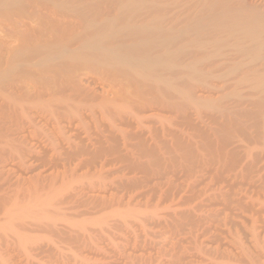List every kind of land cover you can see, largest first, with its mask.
<instances>
[{"label": "bare ground", "instance_id": "obj_1", "mask_svg": "<svg viewBox=\"0 0 264 264\" xmlns=\"http://www.w3.org/2000/svg\"><path fill=\"white\" fill-rule=\"evenodd\" d=\"M19 1L20 0H8V3L15 4ZM50 2H52V4L54 5H65L68 7V9H70V11L72 10L74 13L77 14L78 17L74 22L68 23V25L64 23L66 26L63 24L65 27H67L66 30L69 31V34L71 35L69 36V34H67L68 39L67 40L63 39V41L59 40L60 38H58L63 35L62 33H60L62 35L59 36V32H57L58 37L56 38L53 36L54 34L52 32L54 31L52 30H55V29L59 30V26L61 28L64 27L62 25L63 21L62 19H58L60 16L57 13L54 14V16H51L53 15L51 14L50 17H47L46 14L45 15L42 14L41 12L42 11L41 9H43L42 5L41 6L34 5L32 7L33 11H31L32 13L30 14L29 13L26 14L27 13L26 11H24V14H23V11H21L22 12L20 14L21 16L20 15L18 16L22 18H24L23 15H25L26 17H30V18L35 17V18H38L37 20L40 22L45 21L43 24L44 25L47 24L49 26H47L48 28L46 27L47 28L46 29L44 25H42V23L36 22L37 24L36 23L35 24L37 27L36 26L34 27V25L33 27L32 26L30 27L28 25L26 26L25 29H22L23 30L21 31V33H23L22 38L26 37L27 42L28 40L31 41V43L32 41L33 42L35 41V42L33 43L34 45L32 49L33 52L27 56H20L19 60L23 62H28L31 64V66H34V67L38 65H45V64L58 62V64L62 66L56 64L58 66L57 69L56 68H54L55 70L51 69L52 71L50 70V68L46 69L48 71L50 70L52 73L54 72L56 75L57 73L64 72L65 70H66L65 71L66 73L67 71L69 72L73 71L72 73L74 74L75 72L78 73L77 69L76 71H74L75 70L74 68L77 67L74 65H78L77 62L79 60L82 61L83 59L84 60L85 59L98 60L100 61L101 64L109 68L110 67L113 68L116 71L115 72L113 70V72H115V74L117 75H114L113 72L111 73L112 74L111 77L112 76L114 77V79L110 77L111 80H113L112 84L115 83L116 81L117 83H115V85L122 82L121 85H123V87L120 84H118L117 85L119 88L117 89L118 93L117 91L114 93L115 94L114 99L112 98L111 100L107 99V101L100 103V107L104 109L102 113L103 112L106 113V115H108L109 117L111 116L113 117V115H115L113 118L111 117L112 120H108L110 118L106 116L105 114H103L107 117V123H109L108 121L114 122L115 125L117 123V126L120 123L123 124V125L120 124L121 127L118 126L117 128V126L116 127L113 126L114 124L109 123L110 125L112 124V126L108 127L110 128V130L111 129L115 130L116 128L117 130L119 128L122 130V126L127 125L128 127H130L129 129H132V131L134 128H136V131L132 132L131 130H129L130 132L126 133L125 131L126 126H125L123 127V130H124L122 131L123 133L121 132V130L120 131L119 130L109 131V129L107 128L108 131L110 132L109 134H107L108 132L106 131L105 132L106 135H104L103 131H100L98 129L99 130L98 132V130L96 129L98 132L97 133L95 131L97 136H95L92 133V136L93 135L95 136V137L93 136L94 138H91L92 136H90L91 135L90 132H89L90 135L88 134L90 137L87 138L88 135L86 133L87 136L85 135L86 136V138L84 137L85 139H82L80 137V134H76V137L79 136V139L75 138V136L72 137L75 134H73L72 136L69 135L71 137L69 136L66 137L63 134H66V132L68 134V130L64 131L65 128H62L63 118L62 120H59L61 122L60 124V122L57 120V117H56L54 118V122H55V125L58 124V126L55 127L56 129L53 130V131L56 130L55 132L51 131V133L53 132V135L52 134L50 135V133L47 135H45L44 133H40L38 135L36 128H32L30 130H25L24 128L21 131L10 129L11 131L9 130L10 131L9 134L1 133L0 142L2 144L3 142H7V145H9V148L5 147L6 146L5 143H4L5 146L0 148V192H2V189L5 188V185H7L8 182L11 181V179H13V176L11 178V174H14L13 172L16 167H19L20 173L22 172L21 170H23L22 168L24 167L26 171L32 170V172L34 170H37V171L39 170V168H36L38 165L41 167V169L44 168L43 171L39 170L37 174H35V171H34L35 175L33 176L29 175V177L27 176L28 178L26 179L22 178V177H25V174H26V172L24 173L25 170H23L21 174L24 173V176L20 175L22 177L17 178L19 183L22 184L19 187L20 189L18 188L12 191L11 190L12 188H11L9 190L12 192H10L9 190L8 192H6L5 191L6 188H5V190H3V193H0V209H3V208L4 210L6 209L5 210L7 212L6 215L11 216L10 218H8L10 220L8 219L6 220L10 221L7 223L12 224L13 227L16 228V230L14 229V232L17 234L16 236L19 235L22 237L24 236L23 234H25L24 232H29L28 230H30L32 233H36V231L37 233H39V231H42V232L47 231V232L54 233V234L57 233L58 236L59 234L66 235L67 233H68L67 236L70 235V237L82 235L80 234L78 230L77 232L76 229L75 230L70 229L71 230L70 232H65V228L63 229L62 227L60 229L59 226H57L59 225L58 222L56 223L55 220H52L54 218L51 219L50 216L53 215L54 217L58 215L59 217V215L60 216L64 215L65 217L67 215L66 217L70 216V218L73 217L77 219L79 217L83 218V216L85 215L87 216L88 214H90L88 216L93 217V215H96V214H93L94 211L97 212L98 210L97 214L100 213L103 215L104 211L102 210L104 209L106 210L107 208L113 209L114 204H115V207H117L116 210L118 211L120 210V208L117 205L119 204L121 206V203L122 202L124 203V200H126L125 198L126 196H124L125 194L119 196L120 187L117 186L118 188H115V185L116 184L119 185V183L122 184L123 181L122 183L118 181L119 183H116V184H114L112 181H111L112 183L110 181L108 182L110 184L104 182L108 186H110L109 187L110 189H109L106 187L107 186L106 184L104 185L103 183L104 180L102 178V175L104 174L105 171L106 173H108L112 169V168L108 169L111 166V164L113 163L115 164L116 162H118V160L116 159L117 157L122 156L121 157L122 159L126 157V156L123 157V155H121L120 153L117 156L118 150L120 152V149H121L120 145L123 144L119 142V138L121 141L120 136L123 137L122 142H124V144L121 146H123L125 149L126 148L129 149V147L131 146V142H133V146L130 147L131 149H133L135 145L142 147L141 149H144L143 144L145 143H143L142 141L144 135L146 133H149V136L151 137V139L157 142V138L159 136L158 133L160 132V129H161L160 127H159L160 129L155 127V123H154V126H148V124H150L151 122H156V121L159 123L167 122L165 124L168 125V122L171 123L175 120L177 122V118L179 120V117H180V120L189 119L190 121L191 119L190 116H192L193 114H196V116L200 115L199 118L201 120L203 119L201 118V115L205 114V116L209 115V118H211L210 121H212V123L219 122L220 127L218 126V129L217 127L216 129H214L213 127L212 133H214V139H210V140H214L215 145L211 141L212 144L211 145L209 144L208 146H206L207 148L211 146V149L210 148L208 149L209 158L204 156L206 159L207 158L208 159L206 160L204 158L201 164L203 165L201 166L202 169L203 167H205L207 170L206 173L210 175V178H209L210 181L209 180L208 182L206 181L207 182L206 184L208 185L206 188L204 187L203 190L201 188L200 190H197L196 188L197 186L196 184L199 185V182L201 184V181L198 180L201 178V176L200 178L199 177L197 178L199 182L195 180L198 183L194 181L196 186L193 184L197 192L198 191L201 192V194H197V196L198 197L199 195L204 196V200L202 199L201 203L199 201L200 204L197 205L194 202L197 205L196 206L197 210H200L204 207L206 208V210L204 209L205 211L203 210V213H200V215H198L200 224L202 222L204 223L206 222L205 225H208L206 229H204L203 227L202 231L205 230L204 232L207 233V235L208 233H210L209 234L210 236L208 235L209 238L206 241L202 239L204 236L201 237L202 241H204L202 242V245L205 248V252H206V255L204 253V258L205 257L209 258L208 259L209 262H207L208 264H264V0H114V6L113 5L112 7L110 6L111 11L108 10V13L106 11V13H102V14H99V8H100V5L104 2L103 0H50ZM27 7L28 6L24 8H27ZM40 26H43L46 29L45 31H47V33L43 32L45 35L44 34L41 35L42 31L40 30L42 29ZM37 30L40 31L41 33H37ZM63 30L65 29H62V31ZM35 32L37 35L34 34ZM26 38L24 39V42ZM56 39H58V41ZM27 42H25V44ZM16 51L17 50H9L8 54L12 56ZM2 55H4V53H2ZM78 63H79V67L83 66V64L80 65V61ZM81 67L79 68L80 69L79 71H81ZM48 71L47 73L50 72ZM83 72L85 71L83 70ZM72 73L67 74V75H71L73 77L74 75ZM76 74H75V77L77 76ZM78 75H82V74H80L79 72ZM107 75H110V74H107ZM58 77H60V75ZM67 77H64V79ZM69 77L67 79H69ZM101 77L103 76L101 75ZM79 78L81 79L80 76ZM105 78H106V75H105ZM110 78L108 77V79H106V82H109L108 80H110ZM53 80H54V77H53ZM69 80H73V79H69ZM52 84H55V83L53 82ZM59 84L60 83H58V85ZM61 85H62V82H61ZM64 85L66 86V84ZM119 85L121 86L123 92L127 91V90H124V88L125 89L127 88L128 91L130 90V88L134 89L135 87V89L134 90L132 89L131 91H129V94H128L129 96L126 95L127 97L124 95L125 93L122 92L123 96L125 97L123 98L121 95V90H120ZM65 86L61 87L63 89L59 88V90L61 89L62 91L56 90L57 89L56 84H55L56 89L54 88V86L49 87V88L45 87V89H48V91L50 92L52 90H49V89L53 88L55 90L54 92H50L51 95L53 93H54V96L58 95L55 93V91H57L58 93L63 92V93H60V95L64 96V92L66 90L67 92L69 91L72 92L73 90V89H70L72 88L71 86L67 85L69 89L66 88ZM64 87L66 88V90L64 89ZM32 92L34 93V95L32 94ZM45 92H47V90H44V92L37 93V92H34L32 87H30L27 92L28 97L24 100V103L30 105L33 103L42 102L46 94ZM87 94H85L86 98L85 99L83 98L84 100H86L87 97L91 99V97ZM118 95L121 97L120 99L122 100V101L120 100L119 103L121 102L122 104L126 105L124 108H122L124 110L120 109L118 102L115 101L116 98L117 99L119 98L117 97ZM3 97L6 98L5 96ZM81 97H84V95ZM89 98L86 101L81 99V102L84 101L83 102L84 104L82 103V105L90 109L91 111L92 107L89 108L91 105L86 104V102H89L90 100ZM67 100L63 101V98H62V101H63L62 102L60 101V99H58V102L59 103L61 102L62 104L58 103L57 105H63L61 106V107H64L62 108L63 110L70 111V109L75 104L73 101H76V100H74L71 96H68ZM90 101L92 102V100ZM59 107L60 106H57L56 108L59 110L61 108ZM114 110L115 111L117 110V112L114 113ZM121 110L122 112L119 113ZM91 112L93 113V110ZM162 114H165V115H162ZM193 117L194 115L192 116V119H194ZM33 120H34V117L29 118L30 122H33ZM197 120L198 119H196V121ZM116 121H119V123ZM70 122L66 124L68 125V127H69V124L71 126ZM186 122L189 123L188 120H186ZM161 123H160V125H162L161 135H163L164 137L166 133L167 135L170 136V134H168L167 132L171 131V129H168V130L165 129V127H163L164 125ZM177 124L175 123V125ZM183 124L185 125V123ZM194 124L192 123V126ZM197 124H198V121H197ZM206 124H208V122ZM59 125L61 126L59 127ZM192 126H190L191 129L194 128ZM168 127H170V124L168 125ZM185 127L187 126L185 125ZM209 128L212 129V127H209ZM203 130H200V131H203ZM176 131L174 132L175 134H176ZM197 131L195 130V132ZM18 132H21V133H18ZM100 132H102L103 134H100ZM115 132L116 133L118 132V134L120 132L121 135L119 136L117 134L118 135L117 136ZM14 133H15V136H17V134L19 136L13 139L12 137ZM174 133L173 135L171 133L172 137L174 136L175 138H177L178 135L176 134L177 136L176 137ZM184 133H186L187 135V132H184ZM55 134L56 136L58 134H61L60 136L62 137H60L59 135H58L59 137L58 136L56 137ZM208 134H209V131H208ZM167 135L166 137L168 139ZM186 135L185 137H187ZM210 136H213V135H210ZM43 138L46 139L47 141L44 140ZM160 139L162 140V138ZM180 139L182 138L180 137L179 140ZM41 140H44L46 142V144L43 145L46 147V148L44 147L45 149L43 148L44 151L41 150L40 148L42 146H39L41 145L40 144ZM126 140L130 141L128 142V144L130 143V146L128 145V147L126 145L127 143ZM133 140L134 141L136 140L137 143L134 142ZM200 140L206 141L205 137L203 138V140L202 138H200ZM173 141L174 140L172 139V142ZM43 142L42 144L45 143ZM194 142L196 141L194 140ZM1 143H0V147H1ZM118 143H120V145H118ZM160 143L162 144V142ZM173 143L174 145H176L175 143H178V142H173ZM179 143L181 145V143L183 142L180 141ZM200 143L202 144V146L204 145L202 142ZM200 143L198 142L195 144H200ZM33 145L37 147L39 146L40 149L36 150L37 148L35 149ZM47 147H50V150L53 152L50 153ZM136 148L140 149L138 147ZM178 148L180 149V147ZM178 148L176 150H178ZM137 149L135 151H137ZM197 150H198V147H197ZM37 151H39L38 152L39 154H36ZM167 151L170 152V150H167ZM192 151L194 153V150ZM206 151L207 150H205L204 152ZM169 152L167 153L169 154ZM189 152L191 153V151ZM48 153H50L52 156L48 155ZM122 153L124 154V152ZM129 153L132 154V151L130 152L129 150ZM162 153H165V152H162ZM199 153H202V152H199ZM53 154L55 158L54 160H50L52 159L50 157H53ZM114 154L117 157L114 158ZM172 154L174 155V152ZM85 155L86 156L88 155V157L90 155V159L86 160ZM98 155L99 156L101 155L102 157H104L105 155L108 157L110 155L111 157H113L114 160L115 159L117 160L116 162H114V160L112 159L113 162L110 163L111 157H110V160L109 159L106 160L107 158L101 159L103 164L102 163L100 164L102 166H105L104 164L109 166V167H102L100 165V170H101L100 174L103 172L101 176L98 173L99 170L95 171L97 169V167H95L96 169H94L95 164L93 166L91 162L89 163V160H91L92 163L94 161L96 162V158ZM91 156L94 157V161ZM157 156L159 157V155ZM82 157H84L85 159H83ZM195 157L196 156H194L193 159H195ZM202 157H200V159H202ZM7 158L10 161L13 160L14 162L15 160H18V163H16V165H13V167L15 166L14 169L9 165V167L13 169L12 173H11V169L8 168ZM186 158L187 157H185V159ZM188 158L186 160L187 162L185 163L190 164V162L188 161L189 160L191 161L192 157L191 158L188 157ZM197 158L199 159V157ZM48 159H49V162H48ZM62 159L65 160L64 162L66 161L67 162L63 163ZM141 159L142 158L140 157L139 161H142L144 158L142 160ZM159 159H161V157ZM185 159H183V161H185ZM27 160L29 163H30V160L31 161L34 160L35 161L34 164H36L37 162V166L34 165L33 167L32 166L33 163L27 166L28 165L26 163ZM55 160L62 161V163L58 161V164L59 163L62 164L61 166H63V164L69 165L68 169L70 170H68L66 166H64L63 168L61 167L62 170H59L60 169L59 165L57 167L56 165L57 163L56 164L54 163ZM76 160L78 161V164L76 163L77 165L70 166V163L73 164L74 161L77 162ZM104 160H106V163ZM82 161H84L85 163H83ZM108 161L110 164H107ZM119 162L121 161L119 160ZM177 162L179 163L180 161H177ZM82 163L85 165L88 164L89 166L91 164L92 167L91 166L90 167L93 168V171L96 172V173L92 172L94 174L93 175L94 177H92L91 173L89 175L88 174L89 171L86 170V172L88 171L87 174L89 175V177L90 178L92 177L94 179V181H92V178H91V180L88 181V184H85L84 182V188L86 189L84 188L82 189L83 186L82 187L76 186V183H75V181H78V180L81 181V178L84 175H85L84 177L86 178L85 171H82L83 173L82 172L78 173V171H80L83 168ZM151 164H154L153 161ZM139 165L142 166V164H139ZM72 166L74 167L73 169H71ZM145 166H147V164H145ZM169 167L171 168V166ZM46 168L49 169L48 171L50 172H48ZM54 168H59L58 169L59 171L54 170ZM103 168H105L106 170L104 169L105 170L104 171ZM16 169L18 170V168ZM152 169L154 171V168ZM158 169L156 171H159ZM204 169L202 170V172L204 171ZM162 170L163 169H161V172ZM170 171L171 170H169V172ZM186 171L191 172L190 168H188ZM205 171H204V175L206 177L207 175L205 174ZM196 172H199L197 168H196ZM191 174L192 176L195 175L193 174V172H191ZM199 174L201 175V173ZM80 175H81V178H80ZM95 175L96 177L99 175L98 179L102 178L100 179L102 181H100V183H96L97 185L93 187L92 184L90 185L89 183L94 182L95 184L96 181H99L95 177ZM111 175H112V172H111ZM184 175L187 176L188 173ZM75 178H77L78 180H76ZM189 178L191 179V177ZM202 179L203 178H201V180ZM15 181L17 182V180ZM20 181L23 183H21ZM72 181L74 182L76 187L69 186ZM137 181L138 180H136V182ZM175 181H179V180H175ZM101 182L103 183L104 187L103 185H100ZM166 182L169 183V181H166ZM185 182L186 181L182 183H185ZM133 183L131 182L129 184L132 185ZM111 184H113L112 186L114 187H112ZM129 184L128 185L126 184V185L130 186ZM138 184L140 183L138 182ZM157 184L159 185V183ZM88 185L92 187L89 188ZM122 185H120L121 188H122ZM68 186L70 187V190H68ZM152 186H154V189L157 187L156 185H152ZM77 187L79 188L81 187V189H77ZM111 187L113 189H111ZM132 187L133 186H131V189ZM128 188L130 189V187ZM128 188H125V185H124V189L127 190ZM175 188L176 190L178 189V187H175ZM66 189L68 191H66ZM124 189H121V190H124ZM169 189L172 190L173 187H169ZM169 189H168V193H169ZM139 190L137 191L134 189V191H137V192H139ZM190 190L188 191L190 192ZM128 191L129 190H127V192ZM148 192L150 191L148 190ZM166 192L167 191L165 190V195L167 196ZM129 193L132 194L131 192ZM157 193L158 192H156V194ZM171 193L169 195H171ZM192 193H195V192H191V195ZM151 194H152V191H151ZM185 194L186 192H184V195ZM133 196L135 197V195ZM166 196L164 198H166ZM171 197H169V199ZM192 197L193 195L191 196V198ZM128 198H129L128 200L129 202L127 201V203L131 204L130 202L134 200H132V196ZM160 198L162 197L160 196ZM161 200L163 201V199H160V201ZM147 201H146L147 203H150L151 199H150V202L149 200ZM182 201L184 200L182 199ZM166 202L168 203V199ZM166 202H163V204ZM136 203L138 205L137 201ZM170 203L175 204V200L174 202L170 201L168 204ZM132 204L129 205L128 207L132 206ZM126 205L127 204H124V206ZM192 207H188V208L190 209ZM177 208L174 209V206H173L171 210L174 209L172 210V212L175 213L176 216L178 215L179 217L180 215L181 217L182 216L181 212L177 214L179 212V208L178 209ZM5 211H3V213ZM173 213H172V216H173ZM182 213H185V212H182ZM187 213L188 212H186V216H187ZM100 214L98 215L101 216L102 218L105 216V214L104 216ZM191 214H193L194 216V213H191ZM184 215L182 216L183 218H184ZM164 217L166 216H163V218ZM191 218L192 217L188 219H191ZM97 219H100V217H98ZM181 219H180V222H181ZM176 221H174V223ZM4 222H5V219H4ZM180 222L178 220V222L176 223L180 224ZM78 224L80 223L78 222ZM183 225L184 224H182V226ZM72 227H75V226L72 225ZM81 228H83V226ZM195 229L193 231H195ZM31 232H29V234H31ZM198 233L200 234V232ZM191 234H193V232ZM197 234L195 233L196 235L195 237H197ZM62 235H60V237H62ZM200 235L198 236L200 237ZM195 239H194V242L198 240V242H195L196 243L195 247H197L199 246V244L197 245V243H200L201 241L199 242V239L197 240ZM190 240H192V238H190ZM182 243L185 245L187 244L184 242ZM188 244H190V242H188ZM197 248H200V247H197ZM190 249H191V246H190ZM179 250H180V245H179ZM185 250L188 251L187 248ZM200 250L201 251H199V253L202 252V255H203L204 249H200ZM190 251L191 250H189V252ZM180 253H183V252H180ZM188 254L190 256L191 253H188ZM192 254H193V251H192ZM177 255H178V252H177ZM180 256L178 257V259L181 258ZM200 256H198V258ZM182 257L185 259L184 256ZM200 258L201 260L204 259L203 256ZM181 261H180V264H181ZM198 261L199 260L197 259V261L195 262L199 263ZM172 262L174 264L175 261H172ZM176 262H178V260ZM169 264L171 263L169 262Z\"/></svg>", "mask_w": 264, "mask_h": 264}, {"label": "rangeland", "instance_id": "obj_2", "mask_svg": "<svg viewBox=\"0 0 264 264\" xmlns=\"http://www.w3.org/2000/svg\"><path fill=\"white\" fill-rule=\"evenodd\" d=\"M103 1L104 2L100 5V8H99V14L106 13V11L108 13V10L111 11L110 6L111 7H112V5L114 6V0H103ZM34 5H36V6H38V5L41 6L42 5L43 9H41L42 10L41 12L44 15L46 14L47 17H50L51 14H53L51 16H54V14L57 13L60 16L58 19H62V21H63L62 25L64 23L68 25V23L74 22L77 19V17H78L77 14L74 13L72 10H71L72 11L71 12L70 9H68L67 6H65V5H54V4H52V2H50V0H20L19 2L15 3V4L8 3V0L0 1V54H1L0 55V131H1L0 134L1 133L9 134L10 131H11L10 129L21 131L24 128H25V130H30L32 128H36L38 135L40 133H44L45 135L50 133V135L51 134L53 135V132L56 131V130L55 131H53V130L56 129L55 127L58 126V124L55 125V122H54V118H56V117H57L58 121L62 120V118H63V121H62V126L63 127L62 128H65L64 131L68 130V134H67V132H66V134H63V133H61V134L65 135L66 137L69 136V135L72 136L73 134H75L72 137L75 136V138L79 139V136L76 137V134H80V137L82 139H85L86 136L89 134V132L91 134V135L89 134L90 136H92V133L95 136H97L95 131L97 132L98 129L100 131H103L104 135H106L105 134L106 131L108 132L107 134H109L110 133L109 131L114 130V129L110 130V128H108V127L112 126V124H114V122L108 121L109 123H112L111 125L109 123H107V117L106 116H108V115H106V113H104V112L102 113V111L104 109H102L100 107V103L104 102V101H107V99L108 100L109 99L111 100V98L114 99V96H115L114 93L116 91L118 93L117 89H119L117 85L118 84L121 85V83H122V82H120L117 85H115V83H117V81L115 80L116 82L114 81L115 83L112 84L113 80H111V78L114 79L113 76L111 77V75H112L111 73L114 70L113 68L110 67L111 68L110 69L109 67L101 64L100 61H98V60H94V59H85L84 60L83 59L82 61L79 60L80 61V65L83 64L82 67L80 66L81 67V71H79L80 70L79 69L80 68L79 67V63H78L79 61L77 62L78 65H74V66L78 67V68L77 67L74 68L75 69L74 71H76V69H77L78 73L80 72V74H82V75H78V73L75 72V74L77 73L76 75L78 76V77L77 76L75 77V74L72 73L73 71L72 72L67 71V73H66L65 72L66 70H65L64 72L57 73V75L54 72L52 73L51 71L55 70L54 68L57 69V67H58L57 65H60V64H58V62L45 64V65H38V66L34 67V66H31V64L28 63V62H23V61L19 60L20 56H27V55H29V54H31L33 52V50H32L33 46H34L33 43L35 42V41L34 42L32 41V43H31V41L28 40V42L31 43V44H29L27 42V38L26 37L22 38V34H23V33H21V31H23L22 29H25L26 26H28V25L30 27L31 26L33 27V25H34V27H35L37 23H42V25H44L43 23L45 22V21L44 22L43 21L40 22V21L37 20L38 18H35V17L34 18L33 17L30 18V17H26L25 15H23L24 18L20 17L21 16L20 14L22 13L21 11H23V14H24V11L27 12V13L25 12L26 14L32 13L31 11H33L32 7ZM26 6H28V7L24 8ZM44 7H46V8H44ZM30 8H31V10H30ZM18 15H20V16H18ZM47 26H49V25H47V24L44 25L45 28ZM65 26L62 27V28L59 26V30L58 29L52 30V31L55 32V33L52 32L54 34V35L53 34L52 35L56 38V37H58L57 32H59V36L63 34L61 37H58V38H60L59 40H61V41H63V39L67 40L68 39L67 38L68 37L67 34H69V31L66 30L67 27H65ZM40 27L42 29V30H40V31H42L41 35L44 34L43 32L47 33V31H45V30L48 27L46 29L43 26H40ZM13 29H15V30H13ZM62 29H65L68 33L65 30L62 31ZM18 30H20V31H18ZM40 31L37 30V33H41ZM64 32H65V34H64ZM60 33H62V34H60ZM34 34L37 35L36 32ZM30 35H29V37H30ZM70 35L71 34H69V36ZM25 38H26L25 42H27L28 44L27 43L25 44V42H24ZM56 40L58 41V39H56ZM9 50H17V51L11 56L10 54H8ZM1 51H2V53H4V55H2ZM60 66H62V65H60ZM48 68H50V70L51 69L52 70L51 71L49 70L50 71L49 72L48 70H46ZM83 70L85 72H83ZM110 70H111V72H110ZM47 71L49 73H47ZM115 72H113V74L117 75V74H115ZM61 73H62V75H61ZM71 73L74 75L73 77L71 75H67V74H71ZM102 73H104V74H102ZM107 74H110V75H107ZM59 75H60V77H58ZM101 75L103 77H101ZM105 75H106V78H105ZM52 76L54 77V80H53ZM67 76L68 77L71 76V77H69V79H73V80L67 79L68 78ZM79 76L81 77V79L79 78ZM55 77L57 78V80H56ZM64 77H67V78L64 79ZM108 77L109 78L111 77L110 78L111 81L108 80L111 83L106 82V79H108ZM102 78H103L104 81L102 80ZM52 81L56 84V88L57 89L55 88V84H52L53 83ZM55 81H57V82H55ZM61 82H62V85H61ZM58 83H60V84L58 85ZM51 84L54 86V88L57 91H62L61 89H63V88H61V87L65 86L64 84H66V86H65L66 88H68V86H71L72 88H70V89H73V90H72V92H70L69 90H68L69 92H67L66 88L64 87V89L66 90V91L64 90L65 91L64 92V96L60 95V93H63V92H59L58 93L57 91H55V93L58 94V95L54 96V93L51 95L50 92H54L55 89L50 88L49 90H52L50 92L48 91V89H45V87H47V88L53 87ZM111 85H113V86H111ZM120 85H119V87H120V90H121V95H122L123 98H125L123 96V94H122L123 91H122V88H121V86L123 87V85H121V86ZM30 87H32L34 92H37V93L38 92H44V90H47L48 93L45 92L46 94H45L42 102H37V103L30 104V105L24 103V100L28 97V93L27 92H28ZM59 88H61V89L59 90ZM26 89H28V90H26ZM132 89L133 88H130L129 91H131ZM134 89H135V87H134ZM124 90L128 91L127 88L126 89L124 88ZM127 91L123 92V93H125L124 94L125 96L126 95L129 96L128 95L129 91H128V93H127ZM32 94L34 95L33 92H32ZM85 94H87V95H89L91 97V99L89 97H87L86 100H88V98H89L90 100H92V102L89 100V102H91V103L86 102V104L87 105H89V104L91 105L89 108L92 107L93 113L91 112L92 110L90 111V109H88V108H86V107H84L82 105V103L84 101H86V100H84L86 98ZM83 95H84V97H81ZM3 96H5L6 98H4ZM68 96H71L74 100H76V101H73L75 103V104L73 103L75 107L73 106L70 109V111L69 110L65 111V110L62 109L64 107H61L63 105H57V104L59 103L58 99H60V101H62V98H63V101H65V100L68 99ZM117 97H119V98L118 99L116 98L115 101L118 102V104L120 106L119 108L120 109L124 108L126 105L122 104L121 102L119 103V101L121 100L120 99L121 97L119 95ZM81 99H83L84 101L81 102ZM59 104H62V103L60 102ZM56 105L60 106L61 108L60 107L59 108L62 109V110H60V109L58 110L56 108L57 107ZM122 110H124V109H122ZM122 110L120 112L119 111L118 112L121 113ZM116 112H117V110L116 111L114 110V113H116ZM103 114H105L106 116L103 115ZM111 115H113V114H111ZM162 115H165V114H162ZM193 115H194V117H193L194 119H192ZM193 115L190 116L192 120L190 119V121H189V119H186L191 124L187 123L185 119H181V120H183V121H181L180 117H179V120L177 118V122H176V120L173 121L174 123L173 122H171V123L168 122V125L170 124V127H168V125L165 124L167 122H164V123L160 122L161 124L164 125L163 127H165V129H167V130L171 129V131L167 132L168 134H170V136L167 135L166 133H165L164 137H163V135H161L162 134V132H161L162 131V127H161L162 125H160L159 122L156 121L157 123L156 122H151L150 124H148V126H154V123H155V127H157V128L160 127L161 129L159 128L160 132L158 133L159 136L157 138V142H155V141H153L151 139V137L149 136V133H146L145 134L146 136L144 135V137L142 139L143 143H145V144H143L144 145V147H143L144 149H141L142 147H139V146L135 145L137 143L136 140L135 141L133 140L134 142H136L134 145L136 147L140 148V149H137L135 146H134V148L132 147L133 149H131L130 147L133 146V142H131V146H130V143L128 144V142H130V141H127V140H126V142H127L126 145H127V147H128V145L130 147H129V149L128 148L125 149L123 146H121V145L124 144V142H122L123 141V139H122L123 137L120 136L121 135L120 132H119V134H118V132L117 133L115 132L116 135L118 134L121 137V141H120V138H119V142L123 143L121 145H120V143H118V145H120L121 149H120V152L118 150L117 156L120 153L121 155H123V157L126 156L125 157L126 159L125 158L122 159L121 158L122 156L121 157L120 156L117 157L114 154V158L117 157L116 159L118 160V162H116L117 160L116 159L114 160L113 157H111L110 155L108 156L109 157L108 158L106 155H105L106 157L105 156L102 157L101 155H103V154H101L100 155L101 157L99 155L97 156L96 162H95L94 161V157L91 156L95 163L94 162L92 163L91 160H89V163L91 162V164L93 166L95 164L94 169H96L95 167H97V169L95 171L99 170L98 171L99 174H100V171H101L100 170V165H101L100 163L103 164L101 159H104V158L106 159L107 158L106 160H108V159L110 160V157H111V160L113 159L114 162H116L115 164L114 163L111 164L112 167L111 166L109 167L106 164H104L105 166L101 165L102 167H109L108 169L112 168L108 172L109 174L106 173V171H105L106 169L103 168V170L105 169L104 170L105 171L104 174H103V172L101 173V174H103L102 175V178L104 180L103 183L104 182L108 183L109 181L110 182L112 181L114 184H116V183H119V182L122 183V181H123V183H124V184L122 183L123 185L120 184V183H119V185L116 184L115 188H118L117 186L120 187L119 188L120 189L119 196L125 194L124 196H126L125 197L126 200H124V203L123 202L121 203V206L123 204L122 207L119 204L117 205L120 208L119 211L116 210L117 207H115V204H114L113 209H108L107 208L108 211H107V209L106 210L105 209L102 210V211H104L105 216H104V214L102 215V214L98 213V214L104 216L103 218L97 214L98 210H97V212L93 210L94 211L93 214H96V215H93L90 212L93 215V217L92 216L89 217L88 215H90V214H88L87 216L85 215L87 218L85 216H83V218L82 217L81 218L79 217L80 219L77 218L78 220L76 218H73V217H72L73 218L72 219V218H70V216L66 217L67 215L65 217H64V215H61V216L59 215V217H58V215H56L54 217H53V215L50 216L51 219L54 218L52 220H55L56 223L58 222L59 225H57V226H59L60 229L62 227H63V229L65 228V232H70L73 229L74 230L76 229V231L78 230L80 232V234H82V235H78L79 237L78 236L70 237V235L67 236L68 233L67 234L65 233L66 235L59 234V236L56 233L57 234V236H56V234L50 233V232H47V231H45V232L39 231V233H37V231H36V233H32L30 230H28V231L31 232V234H29V232H24L25 234H23V235L24 236L26 235L25 237L24 236L21 237L19 235H18L19 236L18 237V236H16L17 234L14 232V229L16 230V228H14L12 224L7 223V222H10V221H8V220H10L8 218H10L11 216L10 215H6L7 214V212L5 211L6 209L5 210H4V208L0 209V264H169V262L171 264H173L172 261H175L174 264H180L181 260H182L181 264L182 263L183 264H188V263L189 264H193V263H195V264H205V263L209 262L208 261V259H209L208 257H205L206 259L204 258V253L206 255V252H205V248L202 245V242H204V241H202V239H204L206 241L209 238L208 235L210 233H208V235H207V233L204 232L205 231L204 229H206V227L208 225H205L206 222L205 223L202 222L204 224H202V223L200 224V221L198 219V215H200V213H203V210L204 209L206 210V208L204 207V208H202L200 210H197L196 206L202 202V199L204 200V196L203 195H199V197L197 196V194H201V192H199V191L197 192V190H200V188L203 190L204 187L206 188L207 185H208L206 183L208 182V180L210 181V179H209L210 175L208 173H206L207 170H206L205 167H203V169L205 168L204 171L206 170L205 174L207 175L206 177H208V178L205 177L204 171L202 172L203 169H202L201 166H203V165H201V164H202V160H204L205 157L209 158L208 149L209 148L211 149V146L208 147V148L206 146H208L209 144L211 145L212 144L211 141L213 142V144L215 143L214 140H210V139H214V133H212V130H213V127H214V129H216V127L218 129V126L220 125V123L219 122H216V123L213 122L214 123V125H213L212 121H210L211 118H209V115L205 116V114H202L201 118H203V119H201V120L199 118L200 115H198V116H196V114H193ZM114 116L115 115H113V117ZM31 117H34L33 122L29 121V118H31ZM111 117H109L110 119H108V120H112L113 117L112 118ZM196 119H198L197 120L198 124H197ZM68 122L71 123V126L69 124V127H68V125H66V124H68ZM116 122L119 123V121H116ZM181 122H182V124H181ZM207 122H208V124H206ZM210 122H211V124H210ZM175 123L176 124L178 123V124L175 125ZM183 123H185V125L187 127H185V125ZM192 123L193 124L195 123V124L192 126ZM60 124H61V122H60ZM120 124H118L119 127H121V125H123V124H121V125ZM199 124H200V126H199ZM64 125L67 126V127H65ZM60 126L61 125H59V127ZM113 126L116 127L117 123H116V125L114 124ZM118 126H117V128H118ZM190 126H192L194 128L191 129ZM123 127H125L126 133H129L130 132L129 130L132 131V129H129L130 127H128L127 125L122 126V130L120 128L118 130L119 131L121 130V132L124 131ZM133 127H135V126H133ZM172 127H174V128H172ZM209 127H212V129L209 128ZM107 128L109 129V131H108ZM117 128L115 130H117ZM199 128H200V130L204 129L206 132L204 130L200 131ZM134 129H133V131H136V128H134ZM176 129H177V131H176ZM99 130H98V132H99ZM179 130L182 131V132H180ZM183 130H184V132H187V135H186V133L183 132ZM185 130H187V131H185ZM195 130L196 131L198 130V131L195 132ZM7 131H8V133H7ZM17 131H16V133H17ZM51 131H53V132L51 133ZM75 131H77L78 133L75 132ZM175 131H176V134L178 135V137L180 136L182 139L179 140L180 137L178 138L176 136V134L174 133ZM208 131H209V134H208ZM210 132H211V134H210ZM18 133H21V132H18ZM86 133H87V135H86ZM171 133H172V135L174 133V135L177 138H175L174 136L172 137ZM193 133L195 135L197 133V135L195 136ZM61 134H58V135L60 136ZM100 134H103V133L100 132ZM147 134H148V136H147ZM192 134H193V136H192ZM89 135H88L87 138L90 137ZM166 135L168 136V139H167ZM185 135L187 137H185ZM188 135L189 136L191 135L190 137H192V138L194 137V138L192 139ZM210 135H213V136H210ZM14 136H15V133H14V135L12 137L13 139L16 138L19 135L17 134V136H15V137ZM55 136H56V134H55ZM71 136H69V137H71ZM93 136L91 138L95 137V136L94 137ZM60 137H62V136H60ZM171 137L174 140L173 142H178V143H175L176 145H174V143L172 142ZM204 137H205L206 141L203 140ZM145 138H146V140H145ZM160 138H162V140ZM200 138H202L203 141H201ZM44 140H46V139H44ZM44 140H41V143H40L41 145H39V146H42L40 148L43 151L46 148L45 146H43V145L46 144V142ZM169 140H171V141H169ZM194 140L196 142H194ZM180 141L183 142V143H181V145L179 143ZM186 141H188L189 143L186 142ZM42 142L44 144H42ZM160 142H162V144ZM190 142H191V144H190ZM198 142L199 143L202 142L204 145L202 146L201 143H200L201 146H200V144H195V143H198ZM4 143H5L6 146L4 145ZM47 144H48V142H47ZM3 146L9 148V145H7V142H3V144L1 143V147L0 148H2ZM33 146L35 147V149L37 148L36 150L40 149L39 146L38 147L35 146V145H33ZM165 146H166V148H165ZM192 146H194V147H192ZM178 147H180L181 150ZM197 147H198V150H197ZM47 148L49 149L48 151L50 153L53 152V151L50 150V147H47ZM177 148H178V150H176ZM187 148H188V150H187ZM200 148L202 149V151H201ZM136 149H137V151H135ZM191 149L194 150V153H193V151ZM129 150H130V152L132 151V154L129 153ZM163 150H165V151H163ZM167 150H170V152L171 151L172 152L170 153ZM205 150H207V151L204 152ZM133 151H135V152H133ZM147 151H149V152H147ZM177 151H179V152H177ZM189 151H191V153ZM38 152L39 151H37V153L36 152L35 153L39 154ZM122 152H124V154ZM142 152H143V154H142ZM162 152H165L166 154L162 153ZM167 152H169V154ZM173 152H174V155L172 154ZM184 152H185V154H184ZM199 152H202L203 154L199 153ZM50 153H48V155H51ZM135 153H137V154H135ZM145 153H146V155H145ZM155 153H156V155H155ZM133 154H135L136 156L133 155ZM191 154H192V156H191ZM90 155H89V157H88V155L87 156L85 155L86 156V160L90 159ZM157 155H159V157ZM129 156H131V157H129ZM133 156H135V157H133ZM138 156H140L142 159L144 158L143 160L141 159L143 162L139 161L140 157H138ZM147 156H149V157H147ZM162 156L164 158L166 156V158L164 159ZM184 156L187 157V158L188 157H190V158L192 157L191 161L190 160L188 161V162H190V164L189 163H185V162H187L186 161L187 158L185 159ZM194 156H196L195 159H193ZM160 157H161V159H159ZM168 157H170L172 159H170ZM197 157H199V159ZM200 157H202V159H200ZM50 158H52L50 160H54V158H55L54 154H53V157H50ZM61 158H63V157H61ZM82 158L85 159L84 157H82ZM98 158H100V159H98ZM130 158H132V159H130ZM182 158L185 159V161H183ZM97 159L99 161H101V162H99ZM121 159L123 160V162H122ZM145 159H147V160H145ZM152 159H154V160H152ZM196 159H198V160H196ZM7 160H8V163H7L8 168L11 169V167H12L14 169L15 166L13 167V165H16V163H18V160H15V162L13 160L10 161L8 158H7ZM31 160H30V163L27 160V162H26L28 164L27 166H29V164H32V163H33L32 164L33 167H34V165L37 166V162H36V164H34L35 161L34 160L31 161ZM106 160H104L105 163H106ZM111 160H110V163L113 162V160L112 161ZM119 160L121 162H119ZM136 160H138V161H136ZM144 160H145V162H144ZM164 160H165L166 163L164 162ZM56 161L57 160H55L54 163L55 164L57 163L56 165H57V167L59 165L60 169L59 168H54V170H56V171L58 169L62 170V168L64 166H66V168L68 169L69 165H67V164H65V165L63 164V166H61L62 165L61 164L62 161H63V163H66L67 161L64 162L65 160H63V159H62V161L58 160L59 162H61L59 164H58V161L57 162ZM152 161H153L154 164H151ZM177 161H180V162L178 163ZM48 162H49V159H48ZM74 162H73V164H71L69 162L70 166L71 165L74 166V165L78 164V161L75 162V164H74ZM82 162L85 163L84 161H82ZM138 162H140V163H138ZM110 163L108 161L107 164H110ZM175 163H176V165H175ZM91 164H90V166H91ZM139 164H142V166L139 165ZM145 164H147V166H145ZM187 164H189V165H187ZM9 165L11 167H9ZM84 165L85 164H83V168L80 171H78V173L82 172V171H85L86 178L84 177L85 175L83 174L84 176L83 175L82 176L84 178L83 177L81 178V175H80V178H81L82 182L80 180H78L77 178H75V179L78 180V181L74 180L75 183H76V186H81V187L83 186L82 189L84 188V182H85V184H88V181H90L91 178L94 177L93 176L94 174L92 172H95V171H93V168H91L92 166L90 167L88 164H86L85 166ZM152 165H154V166H152ZM168 165L171 166V168ZM17 166H18V164H17ZM73 166H72V168L71 167L70 168L73 169L74 168ZM144 166H145V168H144ZM16 168H18V170ZM16 168H15L14 172L12 171L13 169H11V173L12 172L14 173V174L10 173L11 174V178L13 176V179L10 178L11 181L8 182V184H7L8 187H7V185H5L6 190L3 187L4 189H2V192H0V193H3V190L8 192V190L11 189V188H12L11 189L12 191L18 189L22 184L19 183L17 178L18 177L21 178L22 176H24L25 172H26L25 177H22V178L26 179V178L29 177V175L33 176V175L37 174L39 170L40 171L44 170V168L41 169V167L38 165L36 168H39V170L38 171L34 170L35 174H34V171L32 172V170L31 171L27 170L28 171V173H27V171L25 170V167H24L22 169L25 170V171H24L23 174H21L23 172V170H21L22 172L20 173L19 167H16ZM135 168H137V169H135ZM140 168L143 169L144 172ZM152 168H154V171H153ZM158 168H160V169H158ZM188 168H190V171L193 172V174H195L196 168H197V170L199 172H196V174L193 175L194 177L197 176L196 178H194L192 176L191 172H189V171L187 172L186 171ZM108 169H107V171H108ZM157 169L159 171H156ZM161 169H163L162 172H161ZM48 170L49 169H47V171ZM68 170H70V169H68ZM86 170H88L89 173H88V171L86 172ZM90 170H91V172H90ZM151 170H152V172H151ZM169 170H171V171L169 172ZM172 170H173V172H172ZM200 170H201V172H200ZM48 172H50V171H48ZM111 172H112V175H111ZM147 172H149V173H147ZM163 172L164 173L166 172L168 174H166V173L164 174ZM87 173L89 175L91 173L92 177L90 178ZM143 173H145V174H143ZM162 173H163V175H162ZM186 173H188L187 176L184 175ZM197 173L198 174L201 173V175L200 174L198 175ZM101 174H100V176H101ZM150 174H152V175H150ZM156 174H157V176H156ZM20 175H22V176H20ZM87 175H88L89 178L87 177ZM153 175H154V177H153ZM189 175H191V176H189ZM203 175H204V177L206 179L203 177ZM6 176H8V175H6ZM98 176L96 177V175H95V177L97 179L99 178ZM173 176L174 177L176 176V177L174 178ZM188 176L191 177V179ZM200 176H201V178H203L202 180L204 182L201 180ZM170 177H171V179H170ZM198 177L200 178L198 180L201 181V184L203 182V184H202L203 186L197 180ZM102 178H100V179H102ZM133 178L134 179L137 178L136 180H138V181L136 182V180H134ZM14 179L17 180V182ZM100 179H98L99 181H96L95 184H94V182L93 183L90 182L89 184L90 185L92 184V186L95 187L97 185L96 183H100V181H102ZM188 179H190V180H188ZM115 180H117V181H115ZM175 180H179V181H175ZM183 180L186 181V182L182 183V182H184ZM195 180L199 182V185L196 184L198 187L200 186L199 188L195 185V183H194ZM92 181H94L93 178H92ZM130 181L132 183L133 182L134 183L131 185V184H129V183H131ZM162 181L164 182V184H163ZM166 181H169V183L166 182ZM138 182L140 184H138ZM156 182L159 183V185ZM198 182H196V183H198ZM21 183H23V182H21ZM103 183L101 182L100 185H103ZM106 183H104V185ZM141 183H142V185H141ZM186 183H187V185H186ZM108 184H110V183H108ZM126 184L127 185L129 184L130 186H127ZM193 184L196 186L197 190H196V188H195V186ZM90 185H88L89 188L92 187ZM104 185H103V187H104ZM112 185L113 184H111V186ZM120 185H122V188H121ZM124 185H125V188L130 187V189L129 188L127 189V190H129L128 192H127L126 189H124ZM152 185H156L158 188L155 186L156 188L154 189V186H152ZM69 186L74 187L75 186L74 182L72 181ZM69 186H68V190H70ZM98 186H99V184H98ZM131 186H133L132 187L133 190L131 189ZM81 187L80 188L77 187V189H81ZM106 187L109 188L110 186L107 185ZM112 187H114V186H112ZM112 187H111V189H113ZM169 187H173V189L171 190V189H169ZM175 187H178V189L176 190ZM100 188H101V186H100ZM139 188H140L141 191L139 190ZM84 189H86V188H84ZM96 189H98V188H96ZM121 189H124V190H121ZM134 189L137 190V191L139 190L140 194H139V192L134 191ZM168 189H169V193H168ZM68 190L66 189V191H68ZM145 190H146V192H145ZM148 190L150 192H148ZM165 190L167 191L166 192L167 196L165 195ZM173 190H174V192H173ZM175 190H176V192H175ZM188 190H190V192ZM12 191H10V192H12ZM151 191H152V194H151ZM129 192H131L132 194H130ZM136 192H137V194H136ZM156 192H158L157 193L158 195L156 194ZM159 192H161L163 194H161ZM184 192H186V194H185L186 196L184 195ZM191 192H195V193H192V195H193L192 198L193 199L191 198V196H192ZM170 193H171V195H169ZM187 193H188V195H187ZM127 194H129V195H127ZM143 194H144V196H143ZM150 194L152 195V197H151ZM133 195H135V197ZM130 196H132V200H134V201L131 200L132 202H130V203L132 204L134 202L133 203L134 205L132 204V206L128 207L129 205H131V204L127 203V201L129 200L128 197H130ZM136 196H137V198H136ZM156 196H158V197H156ZM160 196L162 198H160ZM165 196L168 199V203L170 201L174 202V200H175V204L174 203L168 204L166 202L167 199L164 198ZM182 196H183V198H182ZM200 196L203 197V198H201ZM141 197H142V199H141ZM148 197H149V199H148ZM169 197H171V198L169 199ZM178 197H180V198H178ZM177 198H178V200H177ZM198 198L201 199V200H199ZM150 199H151V202H150ZM160 199H163V201L162 200L160 201ZM165 199H166V201H165ZM182 199L184 201H182ZM197 199H198V201H197ZM147 200H149L150 203H147L148 202ZM185 200H186V202H185ZM136 201L138 202V205H137ZM199 201H200V203H199ZM163 202H166V203L163 204ZM151 203H152V205H151ZM124 204H127V205L124 206ZM192 204H194V205H192ZM168 205H170L171 208L174 206V209H176L179 206L178 207L179 208V212L177 214H179L180 212H181L182 216L185 214L184 218L182 216L180 217V215H179V217H178V215L176 216V214L172 212V210H174V209L171 210L170 206H168ZM186 205H188V206H186ZM175 206H176V208H175ZM127 207H128V209H127ZM188 207H192V208L189 209ZM110 208H112V207H110ZM167 209H169V210H167ZM180 210H182V211H180ZM3 211H5V212L3 213ZM113 211H115L116 213L113 212ZM169 211H171V212H169ZM198 211H199V213H198ZM182 212H185V213H182ZM186 212H188L187 216H189V217L186 216ZM172 213H173V216H172ZM191 213H194V216ZM195 214H197V215H195ZM163 216H166V217L163 218ZM98 217H100V219L101 218L102 219L101 220L97 219ZM190 217H192V218L188 219ZM4 219H5V222H4ZM6 219H8V220H6ZM180 219H181V222H180ZM185 219H187V220H185ZM178 220H179L180 224L176 223V222H178ZM174 221H176V222L174 223ZM78 222L80 224H78ZM71 223H73V224H71ZM189 223H190V225H189ZM64 224H66V225H64ZM76 224H78V225H76ZM182 224H184V225L182 226ZM72 225H74L77 228L72 227ZM79 225H80V227H79ZM82 226H83V228H81ZM195 227H196V229H195ZM197 227H199V228H197ZM203 227H204V229H203L204 231H202ZM194 229H195L196 232L193 231ZM192 232H193V234H191ZM198 232H200L201 235ZM195 233L196 234L198 233L197 237H195L196 236ZM60 235H62V237H60ZM198 235H200V237ZM66 236H67V238H66ZM201 237H203V238L201 239ZM190 238H192V240H190ZM194 239L195 240L199 239V242L201 241L200 243H197V245L199 244V246L196 245L197 247H200V248L195 247V244H196L195 242H198V240L194 242ZM177 240H178V242H177ZM161 242H162V244H161ZM182 242L187 243L186 244L187 247ZM188 242H190V244H188ZM163 243H165V244H163ZM177 243L180 245V250H179V245ZM175 245L176 246L178 245L177 248H176ZM190 246H191V249H190ZM185 247L188 249V251L185 250L186 249ZM161 248H162L163 251L161 250ZM200 249H204L203 255H202V252H200L201 254L199 253V251H201ZM175 250H176V252H175ZM189 250H191V251L189 252ZM192 251H193V254H192ZM177 252H178V255H177ZM180 252H183V253H180ZM188 253H191L190 256H189ZM180 254H181V256H180ZM197 254H198V256L202 255L204 259L202 258L203 260H201L200 257H202V256H200L198 258ZM179 256L181 258L178 259ZM182 256H184L185 259ZM197 259L199 260L198 261L199 263L195 262V261H197ZM177 260H178L179 263L176 262Z\"/></svg>", "mask_w": 264, "mask_h": 264}]
</instances>
